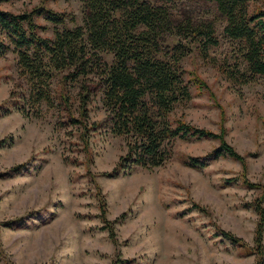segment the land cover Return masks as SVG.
<instances>
[{"label":"rangeland","instance_id":"obj_1","mask_svg":"<svg viewBox=\"0 0 264 264\" xmlns=\"http://www.w3.org/2000/svg\"><path fill=\"white\" fill-rule=\"evenodd\" d=\"M36 4L71 14L67 25L80 22V0H0V9L22 12ZM255 4L264 6V0L249 1L250 7ZM172 5L209 15L198 0ZM36 21L45 23L41 17ZM47 24L39 33L50 34ZM221 26L215 22L218 43L208 48L214 60H203L196 48L182 58L186 75L192 72L205 85L190 84L191 97L175 114L216 132L222 125L224 139L244 155V168L227 155L210 157L216 138L189 137L173 141L162 165L103 174L123 152L122 138L102 126L84 146L82 125L62 122L67 120L61 103L51 108L42 103L37 116L15 109L3 113L19 94L21 78L14 53L0 56V171L24 163L16 172L0 174V264H264V248L262 255L253 248L257 213L251 203L264 190V77L235 84L218 69L223 59H233ZM52 91L68 94L75 109L74 86L62 90L54 77ZM88 106L89 120L102 116L99 99ZM188 156L204 164L189 165ZM242 172L257 186L244 184ZM94 182L112 220L114 242L101 226Z\"/></svg>","mask_w":264,"mask_h":264},{"label":"trees","instance_id":"obj_2","mask_svg":"<svg viewBox=\"0 0 264 264\" xmlns=\"http://www.w3.org/2000/svg\"><path fill=\"white\" fill-rule=\"evenodd\" d=\"M175 0H80L79 23L66 24V16L43 4L29 10L12 12L0 9V56L14 53L19 94L3 113L18 110L24 116L41 115L46 108L59 106L65 110L69 124L80 126L79 137L88 146L90 133L102 126L124 143L111 169L102 172L118 175L134 167L151 169L162 165L171 155L176 138L213 137L217 144L208 152L210 157L227 155L245 167V157L218 132L186 121L176 115V106L191 97L189 85L205 83L182 67V58L196 48L203 60H214L208 48L218 43L215 22L221 21V32L230 41L232 61L223 59L217 66L235 84H246L264 77V6L250 0H198L204 13L173 8ZM41 17L45 23L36 21ZM49 35L39 33L49 28ZM226 58V57H223ZM76 88V107L72 109L68 94L52 91V80ZM57 98V100H56ZM99 99L103 114L88 119V103ZM58 103V104H57ZM74 110L77 115L74 114ZM90 131V132H89ZM187 164L200 166L204 161L188 156ZM19 162L0 171L16 172ZM232 180L234 177H228ZM244 184L255 185L244 173ZM257 186V185H255ZM98 199V216L102 227L115 241L112 220L105 216V200L94 182ZM264 190L251 201L257 213L254 228V250L263 254ZM197 208H201L196 202ZM10 222V221H7ZM232 242L237 236L219 231ZM255 264H261L259 260Z\"/></svg>","mask_w":264,"mask_h":264}]
</instances>
